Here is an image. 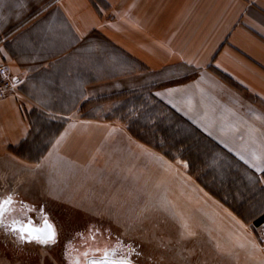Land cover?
I'll return each instance as SVG.
<instances>
[{"label": "crops", "instance_id": "obj_1", "mask_svg": "<svg viewBox=\"0 0 264 264\" xmlns=\"http://www.w3.org/2000/svg\"><path fill=\"white\" fill-rule=\"evenodd\" d=\"M3 63L20 84L17 94L0 100V147L28 136L32 113L59 114L66 124L48 154L82 162L128 127L82 116L85 106L142 91L184 116L264 185V0H0ZM174 162L189 175L188 159ZM189 177L194 191L226 209L243 230L216 249L223 264H264L258 235L244 229L256 217L237 213Z\"/></svg>", "mask_w": 264, "mask_h": 264}, {"label": "rangeland", "instance_id": "obj_2", "mask_svg": "<svg viewBox=\"0 0 264 264\" xmlns=\"http://www.w3.org/2000/svg\"><path fill=\"white\" fill-rule=\"evenodd\" d=\"M138 95L130 100L126 92L112 93L85 106L82 116L119 120L128 127L116 129L82 162L57 151L48 154L59 134V123L51 120L66 118L59 114L32 113L27 141L0 147V202L11 198L10 204L2 206L1 264H74L77 260L83 264L85 252L113 245L119 255L140 264H223L222 253L216 249L229 246L230 238L240 235L242 228L226 209L194 191L189 175L204 185L198 164L194 173L189 167L187 175L182 162L175 167V158L131 132V122L153 110L151 96L142 91ZM169 144L167 147L177 156L180 152ZM237 170L244 182L238 183L236 190L244 184L254 189L258 186L257 178L245 168ZM220 187L224 198L240 207L238 199L228 197L237 193L234 187ZM19 199L23 219H41L47 214L54 221L58 233L54 244L29 241L12 230L14 221L10 222L13 218L9 214ZM244 211L251 218L258 214L247 207ZM255 225L244 229L253 230L257 236Z\"/></svg>", "mask_w": 264, "mask_h": 264}, {"label": "trees", "instance_id": "obj_3", "mask_svg": "<svg viewBox=\"0 0 264 264\" xmlns=\"http://www.w3.org/2000/svg\"><path fill=\"white\" fill-rule=\"evenodd\" d=\"M137 96L139 95L134 94L130 97V100H135ZM150 96L154 102V104L150 105L151 108L153 107V110H150L145 118L142 115V117H138L137 121L133 120L129 125L131 132L140 140L159 150H163L166 155L171 158L183 157L188 159L193 173L195 172V167L199 165V169L203 170L200 181L212 194L222 199L226 204H229L237 213L241 214L244 207L251 210L252 207L258 208V206H261L259 208L260 211H262L258 212L254 221L256 224H260L264 221V185L260 183L261 178L255 175L254 172L252 173V170L245 164L225 152V150L200 129L190 123L184 116L157 99L154 95ZM158 107L160 108L159 110ZM156 112L159 114L156 115ZM66 120V118L51 120L52 122L57 121L59 123L56 131L57 134L60 133L65 126ZM168 143L172 144H169L172 149H177V151L180 152L177 156L169 150L167 147ZM49 146V144L43 146L41 152H39V156H42ZM216 150L219 151L220 154H223V156L215 155ZM224 156L227 159H225ZM238 167L245 168L257 178L259 183L255 189L244 184V188L241 187L236 190L238 188L236 185L240 182H244L239 176ZM207 179H209V185L207 184ZM221 185H225L228 188H230L229 186H233L237 193H241L240 197H238L237 193H231L232 196H228L230 200L238 199L237 203L240 207L235 206L233 202L229 203L228 200L224 198L222 194L223 191L222 193L220 192V190H222L220 187Z\"/></svg>", "mask_w": 264, "mask_h": 264}, {"label": "snow or ice", "instance_id": "obj_4", "mask_svg": "<svg viewBox=\"0 0 264 264\" xmlns=\"http://www.w3.org/2000/svg\"><path fill=\"white\" fill-rule=\"evenodd\" d=\"M11 198L0 202V222H2L3 215V205L10 204ZM13 231L26 234L29 241H37L43 244L55 243L56 242V232L47 219L43 220V226H36L30 222L24 221H14L11 226ZM78 235H83L82 233ZM119 243V242H118ZM100 251V250H96ZM96 251L85 252L83 256L85 257L83 264H131V259L127 256H121L118 254L116 246H111L100 251V256H96ZM91 257V258H89ZM74 264H81L79 260L74 261Z\"/></svg>", "mask_w": 264, "mask_h": 264}, {"label": "built area", "instance_id": "obj_5", "mask_svg": "<svg viewBox=\"0 0 264 264\" xmlns=\"http://www.w3.org/2000/svg\"><path fill=\"white\" fill-rule=\"evenodd\" d=\"M20 84L19 76L12 73L7 63L0 64V99L13 94ZM257 235L264 248V221L255 225Z\"/></svg>", "mask_w": 264, "mask_h": 264}, {"label": "flooded vegetation", "instance_id": "obj_6", "mask_svg": "<svg viewBox=\"0 0 264 264\" xmlns=\"http://www.w3.org/2000/svg\"><path fill=\"white\" fill-rule=\"evenodd\" d=\"M16 200V199H15ZM13 201V200H12ZM20 199H19V201H18V203H15V201H14V206H15V208H12L11 210H10V214H9V218H13V220L12 221H10V222H13V221H24V222H31L32 224H40V223H42L43 222V220L44 219H46V218H48V219H50V217L47 215V214H45L41 219H37L36 217H34V216H29L28 218H26V219H23L22 218V210L19 208L18 209V206L19 205H21V203H20ZM12 211V212H11ZM5 213V212H4ZM51 220V219H50ZM52 221V220H51ZM53 223H54V221H52ZM54 225H55V227H56V224L54 223ZM21 234V233H20ZM25 235V237L27 238V235L26 234H24ZM57 235H58V233H57V228H56V239H57ZM96 256L97 257H99L100 256V254L99 255H97L96 254ZM89 258H91V257H89ZM132 260V259H131ZM134 261V260H133ZM136 262V261H135Z\"/></svg>", "mask_w": 264, "mask_h": 264}, {"label": "water", "instance_id": "obj_7", "mask_svg": "<svg viewBox=\"0 0 264 264\" xmlns=\"http://www.w3.org/2000/svg\"><path fill=\"white\" fill-rule=\"evenodd\" d=\"M46 219H47V221H48L51 225H53V227H54V229H55V232H56V227H55L54 223H53L50 219H48V218H46ZM30 223H31V222H30ZM35 225H36V226H40V227H42V226H43V222L40 223V224H35ZM131 264H140V263L131 260Z\"/></svg>", "mask_w": 264, "mask_h": 264}]
</instances>
